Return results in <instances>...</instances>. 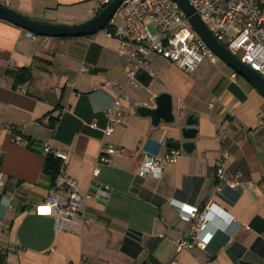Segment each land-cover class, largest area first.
Masks as SVG:
<instances>
[{
    "label": "crops",
    "instance_id": "1",
    "mask_svg": "<svg viewBox=\"0 0 264 264\" xmlns=\"http://www.w3.org/2000/svg\"><path fill=\"white\" fill-rule=\"evenodd\" d=\"M0 5L37 22L79 26L99 14L102 0ZM107 31L34 40L0 19V264H264V94L219 57L189 74L152 55L157 75L143 71L130 83L132 63ZM24 68L33 78L17 86ZM122 89L128 96L124 121L106 139L118 152L114 163H101L107 113ZM162 94L172 97L177 120L155 125L139 110L157 108ZM191 115L198 120L194 151L182 149L161 176L141 175L148 156L166 155L171 141H189L184 129ZM52 119H59L60 133ZM17 135L26 143H15ZM36 143L67 156L64 175L82 194L111 187L109 198L88 199L90 222L79 217L73 232L57 231L54 219L39 211L50 189L47 152L36 151ZM225 154L228 181L220 183L216 168ZM210 202L219 215L209 246L179 252L178 241L194 230L183 215ZM229 215L241 224L230 226Z\"/></svg>",
    "mask_w": 264,
    "mask_h": 264
},
{
    "label": "built area",
    "instance_id": "2",
    "mask_svg": "<svg viewBox=\"0 0 264 264\" xmlns=\"http://www.w3.org/2000/svg\"><path fill=\"white\" fill-rule=\"evenodd\" d=\"M189 1L217 39L243 63L264 76V5L260 3V0ZM111 2V0H102L99 10ZM149 23H152L156 32L152 30ZM110 25L113 30L107 31V35L121 40L119 52L127 56L132 63L128 75L130 83L133 84L138 81V76L143 71L148 72L151 77L157 75L150 62L152 55L173 62L189 74L195 73L207 59L214 63L218 60L216 53L194 28L190 17L174 0H125ZM28 36L34 40L42 38L32 32H28ZM240 53H242L241 57H239ZM238 77V73L232 76L234 79ZM111 85V81L105 83V86ZM127 99L125 89H122L107 113L108 122L103 129L105 140L99 159L101 163H114L113 156L118 149L106 139L113 136L123 123L124 104ZM262 124L264 125V120ZM92 126L97 127V124ZM10 131L14 133L12 127ZM14 142L25 144L26 140L17 135ZM46 152H53L52 147L47 146ZM54 153L65 162L67 161L65 154ZM182 154L183 150L173 149L164 156H148L141 168V175L161 176L167 166L179 161ZM229 157V154H225L217 165L216 178L220 183L228 181L226 161ZM96 174H99V170ZM4 187L5 182L0 181V192ZM110 196L111 187L108 185L90 188L86 194H82L77 181L63 175L56 187L49 190L39 211L54 219V227L57 231L73 232L79 217H82L85 224L90 222L85 215L88 199ZM218 215L212 202L203 210L193 208L189 214L183 215L184 219L193 222L194 230L191 236L178 241V251L190 250L196 246L206 249L214 236L212 233L209 234V228ZM226 220L230 226L234 223L241 224L231 215ZM172 264L181 263L176 261Z\"/></svg>",
    "mask_w": 264,
    "mask_h": 264
},
{
    "label": "water",
    "instance_id": "3",
    "mask_svg": "<svg viewBox=\"0 0 264 264\" xmlns=\"http://www.w3.org/2000/svg\"><path fill=\"white\" fill-rule=\"evenodd\" d=\"M174 1H176L187 13L196 31L200 34L208 46L216 53V55L264 94V76L260 72L243 63L235 54H233L217 39L208 24L203 20L201 15L197 13L195 7L189 0ZM124 2L125 0H113L94 19L79 26H63L37 22L24 17L11 8L2 5H0V19L11 22L41 37H85L92 36L105 30ZM139 111L143 115L152 116L155 125H159L163 120L168 123H174L177 120V116L174 114L173 99L169 94H162L157 98V108L150 109L142 107ZM197 123L198 120L195 118V116L191 115L188 119L189 128L184 129V138L189 141L183 144L182 142L171 141L169 144L170 147L176 150L183 149L188 153H192L195 149V143L190 140L195 139L197 136L198 130L194 128ZM36 147L39 148V150L37 149L36 151L44 152L46 150V145L42 143H36Z\"/></svg>",
    "mask_w": 264,
    "mask_h": 264
},
{
    "label": "trees",
    "instance_id": "4",
    "mask_svg": "<svg viewBox=\"0 0 264 264\" xmlns=\"http://www.w3.org/2000/svg\"><path fill=\"white\" fill-rule=\"evenodd\" d=\"M113 1V0H111ZM104 6L101 10H99V13L105 8ZM106 30H113V27L109 24V26L106 28ZM33 78V74L31 69H21L18 72L17 75V86L25 85L29 83ZM52 124L50 125L53 129H58V120L52 119ZM57 130V131H58ZM61 129L59 130L58 133H60ZM66 170V164L65 161L62 158H59L56 156L54 152L47 153V159L44 165V175L49 181V189H53L56 187L58 180L60 179L61 176L64 175Z\"/></svg>",
    "mask_w": 264,
    "mask_h": 264
},
{
    "label": "rangeland",
    "instance_id": "5",
    "mask_svg": "<svg viewBox=\"0 0 264 264\" xmlns=\"http://www.w3.org/2000/svg\"><path fill=\"white\" fill-rule=\"evenodd\" d=\"M118 22H119V20H117ZM149 26L152 28V30L154 31V32H156V29H155V27L152 25V23H149ZM106 30V29H105ZM242 56V53H240L239 54V57H241ZM220 60H222V59H220Z\"/></svg>",
    "mask_w": 264,
    "mask_h": 264
}]
</instances>
